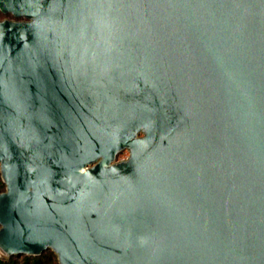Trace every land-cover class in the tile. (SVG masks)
<instances>
[{
	"label": "water",
	"instance_id": "1",
	"mask_svg": "<svg viewBox=\"0 0 264 264\" xmlns=\"http://www.w3.org/2000/svg\"><path fill=\"white\" fill-rule=\"evenodd\" d=\"M0 13V257L264 264V0Z\"/></svg>",
	"mask_w": 264,
	"mask_h": 264
},
{
	"label": "rangeland",
	"instance_id": "2",
	"mask_svg": "<svg viewBox=\"0 0 264 264\" xmlns=\"http://www.w3.org/2000/svg\"><path fill=\"white\" fill-rule=\"evenodd\" d=\"M2 19L13 20L14 18L11 15H9V14L4 15V14H1L0 13V20H2ZM127 155H128V152L127 151H122L121 153L118 154L117 160L125 159L127 157ZM3 190H4V187L1 189V191H3ZM53 255H55V254L53 253ZM23 256L24 255H16V256L10 257L9 259L15 260L17 262V264H25V261L23 259ZM55 260H54V258H52V256H50L49 254H47V256L45 258H43L42 262H43V264H55L57 262L56 256H55ZM57 264H58V262H57Z\"/></svg>",
	"mask_w": 264,
	"mask_h": 264
},
{
	"label": "trees",
	"instance_id": "3",
	"mask_svg": "<svg viewBox=\"0 0 264 264\" xmlns=\"http://www.w3.org/2000/svg\"><path fill=\"white\" fill-rule=\"evenodd\" d=\"M3 187H4V184L0 178V191ZM47 254L52 256V258H54V260H55V255H53V253L50 250L44 251L40 256H37V257L24 255L23 259L25 261V264H43L42 260H43V258H45L47 256ZM0 264H17V262L15 260H12V259H5V258L0 257ZM55 264H57V262Z\"/></svg>",
	"mask_w": 264,
	"mask_h": 264
}]
</instances>
